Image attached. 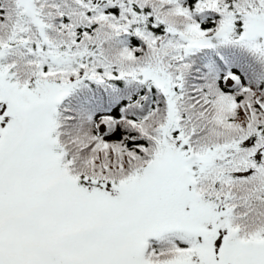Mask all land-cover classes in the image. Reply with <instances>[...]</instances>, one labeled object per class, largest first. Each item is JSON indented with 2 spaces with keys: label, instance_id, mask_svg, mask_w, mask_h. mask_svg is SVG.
Returning <instances> with one entry per match:
<instances>
[{
  "label": "snow or ice",
  "instance_id": "obj_1",
  "mask_svg": "<svg viewBox=\"0 0 264 264\" xmlns=\"http://www.w3.org/2000/svg\"><path fill=\"white\" fill-rule=\"evenodd\" d=\"M0 264H264V0H0Z\"/></svg>",
  "mask_w": 264,
  "mask_h": 264
}]
</instances>
